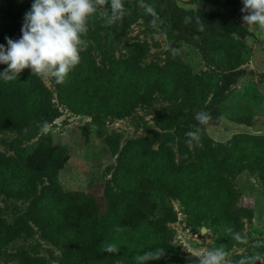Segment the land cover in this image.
Here are the masks:
<instances>
[{
  "label": "rangeland",
  "instance_id": "1",
  "mask_svg": "<svg viewBox=\"0 0 264 264\" xmlns=\"http://www.w3.org/2000/svg\"><path fill=\"white\" fill-rule=\"evenodd\" d=\"M138 1L146 5L147 0ZM150 1L163 21L161 24L158 20L157 27L150 24L151 19H132L131 0H123V19L107 25L110 0L104 5L93 0L96 11L87 18L88 32L81 36L82 42L87 43L80 52L83 60L69 74L75 76L78 70H86L88 54L109 81L110 75L124 64L133 68L136 80L143 84L136 89L140 96L129 113L121 115L116 108L122 92L124 97L123 86L114 90L108 83V100L104 102L90 87L88 98L94 96L101 103L94 121L91 114L78 113L58 98L61 85L54 78H41L52 91L56 117L20 146L26 149L25 158L38 151L33 163L36 168L54 162L58 199L63 194H89L102 207L103 183L110 178L125 179L123 174L115 173L117 167L128 170L136 179L168 171L171 166L162 167L156 161L160 152L169 151L172 165L178 167L193 159L197 150L208 161L214 143L234 145L235 135L244 136L242 142L248 148L255 143L264 145V140L247 138L264 137V29L258 23L249 25L243 21L246 13L241 12L242 0H236L229 18L217 14L224 10L218 3L206 7L190 0ZM18 2L0 0V18ZM185 12L194 23L208 25L216 35L203 38L200 49L186 43L184 38L196 37L204 30L187 26L174 17ZM23 23L24 18L20 25ZM231 23L235 29L229 26ZM201 111L212 117L206 124L195 119ZM170 113L173 115L165 117ZM159 118H162L160 126L156 123ZM196 128L200 129V143L189 144L187 134ZM16 138V133L0 131V151L14 154L12 144ZM239 164L225 178L235 194L228 192L227 198L233 199V205L241 210L237 218L223 211L221 206L226 199L215 205L213 212L200 217L171 198L174 218L166 227L172 230L170 245L174 256L164 259V263L159 260V264H201L209 252L216 250L227 253L223 264H264V169L255 168L249 160ZM130 183L135 184L134 178ZM40 191L37 184L35 196ZM35 196L0 195V264H18L16 257L23 253L39 258L44 264H55L61 258L62 247L43 237L35 226L30 235L6 240L9 226L27 217ZM204 209L206 205L197 211ZM27 223L31 224L29 220ZM113 264L124 262L114 260Z\"/></svg>",
  "mask_w": 264,
  "mask_h": 264
},
{
  "label": "trees",
  "instance_id": "2",
  "mask_svg": "<svg viewBox=\"0 0 264 264\" xmlns=\"http://www.w3.org/2000/svg\"><path fill=\"white\" fill-rule=\"evenodd\" d=\"M32 1L19 0L0 18V44L7 47L5 37L13 40L21 38L20 21L24 18V13L31 9ZM190 1L206 7L218 3L224 8L222 12L217 13L221 14L222 18H229L232 8L236 5V0ZM148 4H151L150 0L146 1V5ZM131 5L134 8L133 20L152 19L144 13L138 0H131ZM174 17L194 29L201 27L191 19L189 23H185L186 12ZM203 26L204 31L200 35L184 38L185 42L200 49L203 38L216 36L206 27L208 25ZM229 26L236 28L232 23ZM102 28L106 29L105 26ZM85 62L88 66L86 70H78L77 75L67 77L69 82L66 80L60 84L58 98L78 113L91 114L90 118L96 121V111L101 101L108 100L107 86L111 83L114 90L123 86L124 97L122 92V100L119 108H116L121 115L129 113L132 104L136 103L140 96L139 93L136 94V89H140L143 84L141 80H136V71L124 64L121 70L110 75L109 81L104 77V73L93 65L89 54ZM6 68V64L0 63V73ZM90 87L100 97V102H96L94 96L88 98ZM126 97L129 98L125 99ZM51 100L52 91L30 68L24 69L13 81L5 82L0 76V131L17 135L12 144L14 154L0 151V195L15 198L33 197L37 184L41 190L31 201L27 217L17 219L9 226L6 240L30 235L32 226H35L43 237L62 247V256L55 264H113L114 260L121 259L124 264H159V260L164 263V259L168 260L174 256L170 245L172 230L166 227V223L174 218L171 198L177 199L187 212H193L200 217L205 212H213L214 206L226 199L221 206L223 211L228 216L237 218L241 210L233 205V199L227 198L228 192L233 196L235 194L226 183V174L233 173L243 160L253 162L254 167L259 170L264 169V145L255 143L248 148L246 142H242L244 136L235 135L232 137L234 145L214 143L208 161L203 158L202 151L197 150L193 159L175 167L170 161L169 151L160 152L156 161L162 167L171 166L168 171L164 170L167 175L150 173V178L137 176L136 179L128 170L117 167L115 173L123 174L125 179L110 178L103 183L100 196L102 207L89 194H63V198L58 199L54 162L48 161L42 168H36L33 163L34 155H39L38 151H32L25 158L26 149L20 146L56 117V108ZM109 105L113 107L112 104ZM171 115L173 114H167L165 117ZM156 123L160 126L162 118L156 119ZM180 136L182 133H179ZM247 138L259 142L264 140L261 136ZM132 178L135 184L130 183ZM205 205L206 209L197 211ZM27 220L31 224H28ZM109 243L117 244L120 252H102L103 246ZM158 249L164 251V255L158 260H135L137 255ZM16 259L18 264H44L39 258H30L25 253L18 255Z\"/></svg>",
  "mask_w": 264,
  "mask_h": 264
},
{
  "label": "clouds",
  "instance_id": "3",
  "mask_svg": "<svg viewBox=\"0 0 264 264\" xmlns=\"http://www.w3.org/2000/svg\"><path fill=\"white\" fill-rule=\"evenodd\" d=\"M100 5L108 0H97ZM242 19L247 24H259L264 29V0H242ZM111 15L107 18V25L120 21L124 16L125 4L123 0H110ZM140 7L146 15L152 17L150 24L157 27V21L162 24L155 8L141 2ZM96 11L92 0H33L31 9L24 13V23L21 28L22 36L19 40L5 37L7 47L0 44V63L7 68L0 73L5 82L16 80L21 72L30 68L33 74L45 78L52 77L55 82H66L70 72L80 63V52L87 47L81 36L88 32L86 20ZM189 17L185 23L190 22ZM201 30L203 26L201 25ZM83 43V47L81 44ZM195 119L200 124H206L212 119L207 112L201 111ZM188 143H200V129L196 128L187 134ZM239 240V234L236 235ZM102 252L118 254L120 247L115 243L103 246ZM164 255L163 249L155 252H145L137 255L138 262L158 260ZM227 253L216 250L209 252L201 264H223Z\"/></svg>",
  "mask_w": 264,
  "mask_h": 264
}]
</instances>
